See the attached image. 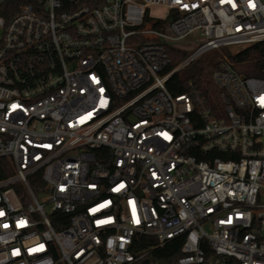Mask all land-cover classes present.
I'll use <instances>...</instances> for the list:
<instances>
[{"label":"built area","instance_id":"2783aa9c","mask_svg":"<svg viewBox=\"0 0 264 264\" xmlns=\"http://www.w3.org/2000/svg\"><path fill=\"white\" fill-rule=\"evenodd\" d=\"M258 42L264 0H0V264H264V76L166 85Z\"/></svg>","mask_w":264,"mask_h":264},{"label":"trees","instance_id":"16d2710c","mask_svg":"<svg viewBox=\"0 0 264 264\" xmlns=\"http://www.w3.org/2000/svg\"><path fill=\"white\" fill-rule=\"evenodd\" d=\"M188 54L187 50L171 48L169 55L172 65H175ZM205 58H198L195 61L197 65L193 73L187 77L180 75V71L175 73L166 82L167 89L172 95L188 93L199 98L200 106L203 108H214L221 105L219 98V89L211 79V73L216 67L219 57L223 54L227 56L235 70L245 76L263 77L264 67V42L255 43L233 54L223 48L211 51ZM202 57V56H201ZM176 250L168 251L165 254H171Z\"/></svg>","mask_w":264,"mask_h":264},{"label":"rangeland","instance_id":"374dc122","mask_svg":"<svg viewBox=\"0 0 264 264\" xmlns=\"http://www.w3.org/2000/svg\"><path fill=\"white\" fill-rule=\"evenodd\" d=\"M149 13L153 17H158V18L160 17L161 18L164 16L165 8L160 7V6H152L149 8ZM193 37L194 36H190V38L188 40L175 42L173 44V47L182 48V49L187 50L188 52H191L192 50H194L195 46H197L202 41V39H199V38L193 39ZM191 40H193V44H192ZM207 55L208 54H203L202 57L200 56V58L203 59ZM196 65H197L196 61L190 63L188 66H186L180 70V75L183 77L189 76L195 70Z\"/></svg>","mask_w":264,"mask_h":264}]
</instances>
